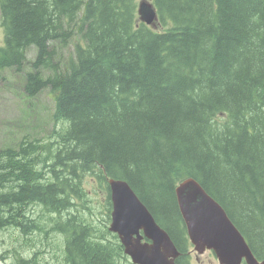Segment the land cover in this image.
Masks as SVG:
<instances>
[{
  "label": "trees",
  "instance_id": "obj_1",
  "mask_svg": "<svg viewBox=\"0 0 264 264\" xmlns=\"http://www.w3.org/2000/svg\"><path fill=\"white\" fill-rule=\"evenodd\" d=\"M139 2L0 0V79L49 89L59 125L0 148V264H133L109 228V177L169 232L177 264H193L186 178L264 259V0H151L160 29Z\"/></svg>",
  "mask_w": 264,
  "mask_h": 264
},
{
  "label": "water",
  "instance_id": "obj_2",
  "mask_svg": "<svg viewBox=\"0 0 264 264\" xmlns=\"http://www.w3.org/2000/svg\"><path fill=\"white\" fill-rule=\"evenodd\" d=\"M139 14L156 26L157 11L150 0L139 3ZM113 203L110 230L117 233L134 264H177L180 251L128 181L109 177ZM176 195L189 238L202 254L211 249L219 264H264L224 207L194 178L183 180Z\"/></svg>",
  "mask_w": 264,
  "mask_h": 264
},
{
  "label": "rangeland",
  "instance_id": "obj_3",
  "mask_svg": "<svg viewBox=\"0 0 264 264\" xmlns=\"http://www.w3.org/2000/svg\"><path fill=\"white\" fill-rule=\"evenodd\" d=\"M155 28L160 29L161 26L157 25ZM3 42H5V31L0 24V45ZM67 49L66 53L71 54L74 51V46L71 45ZM53 108L54 101L49 89L43 90L35 98H28L21 78L11 70L5 71L0 79V148L26 135L31 137L35 134L37 137L44 138L51 134L55 139L53 130L59 125L53 123L51 118ZM53 126L54 128H52ZM102 192L103 190H101V194ZM97 208L102 212L100 206ZM101 216L103 217L104 213ZM0 238L5 237L0 235ZM53 251L50 248L49 252ZM191 260L193 264H219L217 257L211 252L199 254L193 251Z\"/></svg>",
  "mask_w": 264,
  "mask_h": 264
},
{
  "label": "flooded vegetation",
  "instance_id": "obj_4",
  "mask_svg": "<svg viewBox=\"0 0 264 264\" xmlns=\"http://www.w3.org/2000/svg\"><path fill=\"white\" fill-rule=\"evenodd\" d=\"M188 234V233H187ZM188 238H189V236H188ZM190 240V239H189ZM190 242V251H191V253L193 252V251H195V252H197L195 249H194V247H195V245L194 244H192V242L191 241H189ZM180 251V250H179ZM206 252H211L212 254H214L215 256H216V254L214 253V251L213 250H211V249H207L206 251H204L202 254H204V253H206ZM198 253V252H197ZM1 254V253H0ZM200 254V253H199ZM180 255H181V251H180ZM179 255V256H180ZM178 256V257H179ZM177 257V258H178ZM217 257V256H216ZM176 263H177V259H176Z\"/></svg>",
  "mask_w": 264,
  "mask_h": 264
}]
</instances>
